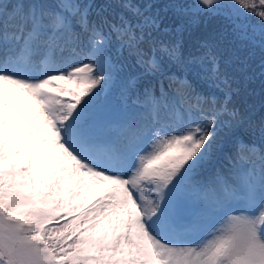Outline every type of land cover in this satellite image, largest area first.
Listing matches in <instances>:
<instances>
[{
    "label": "snow or ice",
    "instance_id": "1",
    "mask_svg": "<svg viewBox=\"0 0 264 264\" xmlns=\"http://www.w3.org/2000/svg\"><path fill=\"white\" fill-rule=\"evenodd\" d=\"M118 6L0 0V264H264V116L233 99L255 81L264 110V0Z\"/></svg>",
    "mask_w": 264,
    "mask_h": 264
},
{
    "label": "trees",
    "instance_id": "2",
    "mask_svg": "<svg viewBox=\"0 0 264 264\" xmlns=\"http://www.w3.org/2000/svg\"><path fill=\"white\" fill-rule=\"evenodd\" d=\"M93 3L96 4L97 9L99 10L102 7L111 5V7L107 8V11L105 12V15H108L110 18H114L118 14H121L122 10L118 6L120 3L123 2V0H92ZM146 2H149V0H132V3L136 4H144ZM154 2L159 4L167 3L168 0H154ZM181 2L191 5L194 3V0H181ZM260 22V18L258 16H249L247 23L250 25H255ZM230 31V24L229 21H227L224 16H202L200 18V22L198 25H196L193 29V32L196 35H208L210 33L214 34L216 32H223V31ZM115 57L121 59L123 65H124V71L125 73H136L140 71L139 66H137L134 63V57H131L128 55V53L125 51L123 56H120L118 48L115 46L113 47V53ZM227 59V55L222 57L221 60V67L222 70H226L231 72L232 66L225 65L224 60ZM175 71V69H173ZM163 84L166 85V87L169 89V92H174L175 88L178 87V84L175 82H170L168 79L163 80ZM171 84V87L169 86ZM252 87L256 89L255 95H248L247 93H242L239 97H234V102L237 107H240L243 109H249L251 110L252 118L255 122H259L261 116H264V110L260 108L259 105V87L258 84L254 81L252 84ZM197 90L202 91L205 93V95L209 93H215L217 96L222 97L223 93L220 92L217 89L209 88L206 84H204L203 81H199L197 83ZM252 88L250 87L248 89L249 92H251ZM157 92L159 93V86L157 85ZM221 136V143L223 141H227L231 146L234 148L233 154L235 155V148H236V141L235 139L231 138V134L229 132V129L227 126H224L220 132ZM241 135L239 137L240 140H242ZM251 140H255V137H251ZM252 159H256L255 156L252 157ZM241 165L245 164V161L238 160ZM220 172L217 167H213L210 169V173L214 175L215 173Z\"/></svg>",
    "mask_w": 264,
    "mask_h": 264
},
{
    "label": "rangeland",
    "instance_id": "3",
    "mask_svg": "<svg viewBox=\"0 0 264 264\" xmlns=\"http://www.w3.org/2000/svg\"><path fill=\"white\" fill-rule=\"evenodd\" d=\"M165 90H167V88L164 86ZM168 91V90H167ZM244 142H250V137L247 134H244L242 137ZM221 147L223 149V152L221 154H216L213 156L212 160H216L218 161L221 165L218 164V167L221 168V173L228 175L230 173V171L232 170L233 167V161L232 160H224L223 159V154H225L227 157H229L232 154V151L229 148V143L225 142V143H221ZM226 159V158H225ZM216 161H214V163H216ZM237 165H241L240 162H235ZM208 165V164H207ZM242 166V165H241ZM203 171V170H202ZM208 173V171H207ZM205 176H203L202 178L204 179H208L207 178V174H204Z\"/></svg>",
    "mask_w": 264,
    "mask_h": 264
}]
</instances>
